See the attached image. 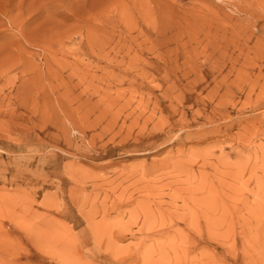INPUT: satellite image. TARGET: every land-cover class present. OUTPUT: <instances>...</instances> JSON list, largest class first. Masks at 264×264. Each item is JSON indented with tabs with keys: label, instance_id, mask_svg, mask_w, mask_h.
Listing matches in <instances>:
<instances>
[{
	"label": "rangeland",
	"instance_id": "1",
	"mask_svg": "<svg viewBox=\"0 0 264 264\" xmlns=\"http://www.w3.org/2000/svg\"><path fill=\"white\" fill-rule=\"evenodd\" d=\"M0 264H264V0H0Z\"/></svg>",
	"mask_w": 264,
	"mask_h": 264
}]
</instances>
